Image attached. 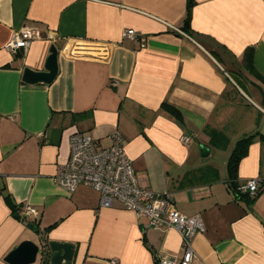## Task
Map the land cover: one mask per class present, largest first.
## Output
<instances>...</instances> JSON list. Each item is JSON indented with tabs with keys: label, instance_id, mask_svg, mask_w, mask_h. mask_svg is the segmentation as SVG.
I'll return each instance as SVG.
<instances>
[{
	"label": "crops",
	"instance_id": "obj_1",
	"mask_svg": "<svg viewBox=\"0 0 264 264\" xmlns=\"http://www.w3.org/2000/svg\"><path fill=\"white\" fill-rule=\"evenodd\" d=\"M195 2L194 38L181 29L187 0H0V264H10L7 255L25 240L42 249V238L74 244L71 264H156L157 253L183 259L175 228H144L119 202L101 206L92 187L69 194L54 181L76 131L104 147L119 131L139 185L170 193L178 210L201 216L192 264H264V186L251 204L236 200L228 170L204 163L193 144L199 139L209 156L264 135V81L242 64L252 46L264 78V0ZM24 27L44 37L13 53L6 45ZM128 29L146 40L124 37ZM52 45L56 78L26 83L24 69L44 70ZM260 135L238 165L240 182L264 184Z\"/></svg>",
	"mask_w": 264,
	"mask_h": 264
},
{
	"label": "built area",
	"instance_id": "obj_2",
	"mask_svg": "<svg viewBox=\"0 0 264 264\" xmlns=\"http://www.w3.org/2000/svg\"><path fill=\"white\" fill-rule=\"evenodd\" d=\"M124 37L144 42L146 38L135 30L124 31ZM44 34L36 27H24L13 34L6 48L13 53L27 50ZM190 136L183 135L181 141L189 143ZM54 181L72 194L79 186H89L100 195V205L112 207L117 201L125 209L144 219V228H175L182 237L185 254L181 261L163 253L156 254L159 264H192L194 249L192 239L204 229L200 215L187 216L177 209L170 193H156L139 185L132 160L124 148V139L119 131L111 135V144L101 146L98 140L79 131L70 136V153L66 162L60 164ZM262 184L259 179L241 183L244 192L256 194ZM26 214L37 218L38 211L27 206Z\"/></svg>",
	"mask_w": 264,
	"mask_h": 264
},
{
	"label": "trees",
	"instance_id": "obj_3",
	"mask_svg": "<svg viewBox=\"0 0 264 264\" xmlns=\"http://www.w3.org/2000/svg\"><path fill=\"white\" fill-rule=\"evenodd\" d=\"M195 0H187V5H186V15L184 18V25L182 26V30L189 34L190 36L195 38V33L191 30V19H192V10L193 7L195 6ZM214 54H217L215 50L211 51ZM242 64L244 70H246L249 74L255 76L256 78H259L264 81V78L262 75L256 70L254 66V48L252 46L246 48L243 58H242ZM164 108H166L169 112L174 114L176 117H181V113L179 110L172 105L164 102L162 104ZM260 135L259 132H255L253 134H248L239 140H237L229 158L227 161V170H228V186L233 193L234 197L236 200H242L244 201L247 205L251 204L252 202L255 201V199L258 197L260 192L262 191L263 187L258 190V192L254 195H252L250 192H244L240 189L241 183L238 180V165L241 161V159L246 156L249 146L254 140V138ZM261 138H264V135H260ZM7 201L10 203L11 208H12V213L14 214L15 217L24 220L25 217H20L17 214V206L10 200L9 196L6 197ZM26 224L34 229L37 233H40L41 230L38 227V225L33 222V221H27ZM43 237V236H42ZM43 239V246H42V252H41V264H50V251H49V242L47 239ZM156 264H159L158 261L156 260Z\"/></svg>",
	"mask_w": 264,
	"mask_h": 264
},
{
	"label": "water",
	"instance_id": "obj_4",
	"mask_svg": "<svg viewBox=\"0 0 264 264\" xmlns=\"http://www.w3.org/2000/svg\"><path fill=\"white\" fill-rule=\"evenodd\" d=\"M58 53L57 47L52 45L44 70H35L27 67L23 71V80L28 84L52 83L59 70ZM208 152V148H202L203 156L208 155ZM48 248L50 251V264H71L74 255V244L51 241ZM41 252L42 249L38 244L25 240L7 255L6 261L10 264H33Z\"/></svg>",
	"mask_w": 264,
	"mask_h": 264
},
{
	"label": "rangeland",
	"instance_id": "obj_5",
	"mask_svg": "<svg viewBox=\"0 0 264 264\" xmlns=\"http://www.w3.org/2000/svg\"><path fill=\"white\" fill-rule=\"evenodd\" d=\"M235 140L230 144L229 149L222 150V149H213L212 153L209 156L203 157L200 152V148L202 146V142L200 140H194L193 144L198 145V152H199V159H202L204 163L216 165L218 168L221 169L222 174H227L226 167L229 155L231 153V149L234 146ZM203 148V147H202ZM221 174V175H222Z\"/></svg>",
	"mask_w": 264,
	"mask_h": 264
}]
</instances>
